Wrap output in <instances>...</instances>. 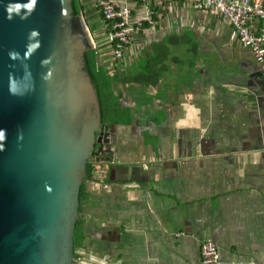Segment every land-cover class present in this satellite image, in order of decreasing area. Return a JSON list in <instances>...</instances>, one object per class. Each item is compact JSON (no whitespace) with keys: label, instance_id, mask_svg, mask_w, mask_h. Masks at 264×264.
I'll return each instance as SVG.
<instances>
[{"label":"crops","instance_id":"0c3cea01","mask_svg":"<svg viewBox=\"0 0 264 264\" xmlns=\"http://www.w3.org/2000/svg\"><path fill=\"white\" fill-rule=\"evenodd\" d=\"M129 5L121 63L94 1L84 5L114 100L106 156L91 158L79 187V264H201L207 240L219 264L263 261V71L216 10Z\"/></svg>","mask_w":264,"mask_h":264},{"label":"water","instance_id":"95a60500","mask_svg":"<svg viewBox=\"0 0 264 264\" xmlns=\"http://www.w3.org/2000/svg\"><path fill=\"white\" fill-rule=\"evenodd\" d=\"M0 264H74L101 104L73 0H0Z\"/></svg>","mask_w":264,"mask_h":264},{"label":"built area","instance_id":"2783aa9c","mask_svg":"<svg viewBox=\"0 0 264 264\" xmlns=\"http://www.w3.org/2000/svg\"><path fill=\"white\" fill-rule=\"evenodd\" d=\"M86 1L88 2V0H79V3L85 5ZM92 1L96 11L102 17L105 36L110 44V61L121 63L131 44L133 33L134 22L129 0ZM154 3L161 4V0H154ZM194 6L200 10H216L226 17L234 25L236 35L250 48L253 57L264 71V0H197ZM84 16L86 18L85 8ZM145 17L151 25L156 23L152 10H147ZM92 37L91 34L94 46ZM104 145L105 143L99 144V147L94 150L95 153L98 152V157L106 156L107 148ZM94 156L95 154L89 158V161ZM201 256L202 264H219L218 252L212 241L207 240L201 244ZM80 259V256H76L74 262L79 264ZM252 264H264V260Z\"/></svg>","mask_w":264,"mask_h":264},{"label":"trees","instance_id":"16d2710c","mask_svg":"<svg viewBox=\"0 0 264 264\" xmlns=\"http://www.w3.org/2000/svg\"><path fill=\"white\" fill-rule=\"evenodd\" d=\"M89 1V0H88ZM73 7L75 11L76 17V26L79 32L80 39L83 43L85 50V58L87 62V67L91 78L97 88L99 101L101 104V124H104L107 120L106 115V100L110 99V101L114 100L112 91H111V78L108 75V71L104 68L103 64L97 58L96 48L93 46L91 40V33L88 28V23L85 20L84 16V4H80L79 0H73ZM114 102V101H113ZM116 102H114L115 104ZM89 169L87 164V170ZM76 226L77 223L75 221V231H74V251L76 252ZM74 252V258H76L77 254ZM76 264V262H74Z\"/></svg>","mask_w":264,"mask_h":264},{"label":"bare ground","instance_id":"6f19581e","mask_svg":"<svg viewBox=\"0 0 264 264\" xmlns=\"http://www.w3.org/2000/svg\"><path fill=\"white\" fill-rule=\"evenodd\" d=\"M179 1H181V0H179ZM197 0H190V2H191V4H192V6L196 9V10H200V9H197L195 6H194V4H195V2H196ZM202 11H204V10H202ZM205 11H209V10H205ZM218 12V11H217ZM220 13V12H219ZM221 14V13H220ZM222 15V14H221ZM223 16V15H222ZM224 17V16H223ZM225 19H226V21L232 26V29L234 30V33H235V35H236V32H235V28H234V25L226 18V17H224ZM236 37H237V39L240 41V43L244 46V47H246L247 49H249L250 50V48L248 47V46H246L241 40H240V38L236 35ZM250 52H251V50H250ZM252 53V52H251ZM254 59H255V57H254ZM255 61L259 64V62L255 59ZM259 66H260V69H261V71H263V69H262V67H261V65L259 64ZM263 73H264V71H263ZM200 256H201V246H200ZM218 258H219V256H218ZM201 264H202V256H201Z\"/></svg>","mask_w":264,"mask_h":264},{"label":"clouds","instance_id":"9594fccd","mask_svg":"<svg viewBox=\"0 0 264 264\" xmlns=\"http://www.w3.org/2000/svg\"><path fill=\"white\" fill-rule=\"evenodd\" d=\"M4 130H0V141H2L4 139ZM3 150V144L0 143V151Z\"/></svg>","mask_w":264,"mask_h":264},{"label":"flooded vegetation","instance_id":"af4514ba","mask_svg":"<svg viewBox=\"0 0 264 264\" xmlns=\"http://www.w3.org/2000/svg\"><path fill=\"white\" fill-rule=\"evenodd\" d=\"M98 145H99V144H96V145H95L94 150L98 148Z\"/></svg>","mask_w":264,"mask_h":264}]
</instances>
